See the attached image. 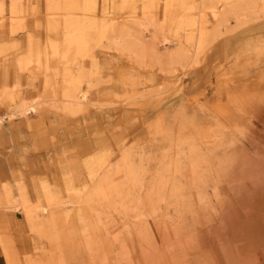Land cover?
Here are the masks:
<instances>
[{"label":"rangeland","instance_id":"obj_1","mask_svg":"<svg viewBox=\"0 0 264 264\" xmlns=\"http://www.w3.org/2000/svg\"><path fill=\"white\" fill-rule=\"evenodd\" d=\"M0 118V264L264 247V0H0Z\"/></svg>","mask_w":264,"mask_h":264},{"label":"bare ground","instance_id":"obj_2","mask_svg":"<svg viewBox=\"0 0 264 264\" xmlns=\"http://www.w3.org/2000/svg\"><path fill=\"white\" fill-rule=\"evenodd\" d=\"M115 41L116 42L114 44H115V46H117L120 43L119 41H121V40L115 39ZM165 41L166 40H162L160 43L161 44L162 43H165ZM137 50H138V53L139 54H142L143 49L138 48ZM85 99H86V94L85 93H80L78 95V97H77V100L71 101V104L65 105L62 110L65 113L75 114L77 112L78 108L82 106V104H83V102H84ZM35 103H36L35 101H34V103H30L28 100H25V99L19 100V103H18L17 107L14 109V112L11 113V114H9L7 116V118L8 119H12L14 117V115H16V114L28 115V114L34 113L36 111L35 108L37 106L36 105L37 103L36 104ZM249 136L250 135H248L247 138L244 139L243 141L241 140V142L239 143L238 147H241L242 149H251L252 150V149L256 148V146L258 144H260L261 139H260V141L257 140V139L255 141V140L252 139V137H249ZM261 145L264 147V142L263 141H261ZM240 184L243 185V183H240ZM260 200H262V202H264V193H263L262 197L260 198ZM67 204H69V202ZM20 207H21L20 204L17 201H14L12 204H9V205L5 206L4 208L5 209H10V210H12L14 212H19L20 211ZM228 218L230 220L229 223H231L232 222L231 221L232 218L229 217V216H228ZM259 238L262 241V243H264V230L260 232ZM237 254L238 255H242V256L243 255H247L248 260H249L248 261L249 264H264V247L263 248L262 247L249 248V249H242V248H240L237 251ZM217 263H219V262H217Z\"/></svg>","mask_w":264,"mask_h":264},{"label":"clouds","instance_id":"obj_3","mask_svg":"<svg viewBox=\"0 0 264 264\" xmlns=\"http://www.w3.org/2000/svg\"><path fill=\"white\" fill-rule=\"evenodd\" d=\"M244 134H245V130L242 135H238L234 139H230L227 142L225 149L223 150L224 155L222 157H217L218 160L221 162L222 173L227 171L230 163L236 158L237 154L235 152V149L239 145L240 140L243 138ZM224 161H227V166H224L223 164Z\"/></svg>","mask_w":264,"mask_h":264},{"label":"crops","instance_id":"obj_4","mask_svg":"<svg viewBox=\"0 0 264 264\" xmlns=\"http://www.w3.org/2000/svg\"><path fill=\"white\" fill-rule=\"evenodd\" d=\"M134 22H135V21H134ZM134 22H133V23H134ZM143 30H145V28H143ZM143 30H142V31H143ZM142 31H141V38H142ZM161 38H162V37H161ZM161 38H160V39H161ZM0 119H2V118H0ZM20 206H21V205H20Z\"/></svg>","mask_w":264,"mask_h":264}]
</instances>
